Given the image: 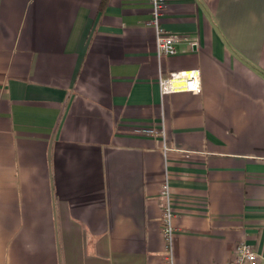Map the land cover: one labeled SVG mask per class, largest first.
<instances>
[{
  "label": "crops",
  "instance_id": "1",
  "mask_svg": "<svg viewBox=\"0 0 264 264\" xmlns=\"http://www.w3.org/2000/svg\"><path fill=\"white\" fill-rule=\"evenodd\" d=\"M161 24L176 55L144 0H0V264H165L167 177L176 264L244 241L264 264V0H167ZM194 68L200 93L162 92Z\"/></svg>",
  "mask_w": 264,
  "mask_h": 264
},
{
  "label": "built area",
  "instance_id": "2",
  "mask_svg": "<svg viewBox=\"0 0 264 264\" xmlns=\"http://www.w3.org/2000/svg\"><path fill=\"white\" fill-rule=\"evenodd\" d=\"M144 1L151 5L152 24L156 28L157 35V55L159 57L176 55L178 53L176 48L177 38L175 34L165 29L161 24V18L164 15L167 0ZM197 44V42H193L194 46H197ZM200 75V70L196 68L171 72L168 77L160 79L162 92L170 93L177 90H187L193 93H200L202 90ZM159 127L160 125L157 126L156 124L140 125L137 132L151 137H165L164 128ZM162 196L164 198V206L161 216V231L166 244L165 264H176V228L173 223L175 216L174 198L169 177H167L163 183ZM258 257L259 255L255 248L244 241L236 246L232 255V260L225 264H260Z\"/></svg>",
  "mask_w": 264,
  "mask_h": 264
}]
</instances>
